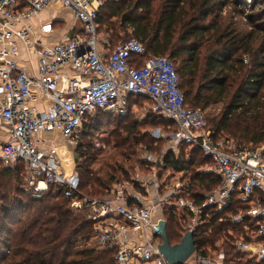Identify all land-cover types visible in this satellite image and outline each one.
Wrapping results in <instances>:
<instances>
[{
	"label": "built area",
	"instance_id": "built-area-1",
	"mask_svg": "<svg viewBox=\"0 0 264 264\" xmlns=\"http://www.w3.org/2000/svg\"><path fill=\"white\" fill-rule=\"evenodd\" d=\"M110 1L118 0H0V165L12 168L22 163L32 196H41L50 184L61 188L70 208L93 221L91 246L112 249L114 264H169L153 231L163 220L154 217L156 207L189 213L191 231L202 212L225 211L236 203L247 207L230 217L239 227L229 231L225 241L247 261L264 260V145L239 148L213 139L203 128L202 110L184 104L170 58L145 56L146 47L138 38H126L104 52L96 36V19ZM54 5L83 27L48 43L43 34L52 32V24L36 25L33 18ZM21 52L34 55V65L30 58L31 67L21 65L17 59ZM133 58H140L141 64H132ZM130 95L145 97L148 112L176 124L168 138L172 146L186 144L210 158V172L220 182L201 202L189 197L187 184L169 188L165 180H156L157 194L150 195L138 175L113 183L106 197L85 195L76 164L64 171L56 148L38 138L59 130L75 156L86 116L97 110L123 114ZM225 259V249L218 243L214 250L195 249L183 264H225Z\"/></svg>",
	"mask_w": 264,
	"mask_h": 264
},
{
	"label": "trees",
	"instance_id": "trees-1",
	"mask_svg": "<svg viewBox=\"0 0 264 264\" xmlns=\"http://www.w3.org/2000/svg\"><path fill=\"white\" fill-rule=\"evenodd\" d=\"M221 2L224 1H110L98 13L96 30L105 21L115 19L114 26L130 28L143 42L145 56H168L177 66L174 65L186 106L204 110L221 103L222 110L211 118L210 128L203 126L213 139L231 138L239 148L261 145L264 144V0L250 2L251 8L258 3L263 7L246 16L248 29H240L225 20L220 15ZM244 4L235 8L242 9ZM131 62L140 65L141 59L133 58ZM137 97L147 102L145 97ZM131 98L136 97H128L123 114L97 110L86 116L80 143L75 148L80 190L85 194L106 197L113 183L127 180L128 171L119 160L131 161L134 143L127 136H132L138 123L120 126L130 113ZM149 117L150 123L167 121L173 125L172 131L177 128L171 120L150 112ZM104 125L115 126L114 139L110 137L104 142L113 151H106L104 157L98 158L90 137ZM185 146L179 145L182 150L178 157L165 154L162 168L191 173L187 183L189 197L199 203L204 195L196 189L204 187L210 192L220 178L200 170L202 164H212L210 158L194 147H189L186 156ZM23 170L22 163L12 168L0 165V264H114L112 249L87 246L94 241L93 221L75 213L70 208V200L56 185L50 184L41 196H32L25 186ZM157 176L159 180L161 173ZM246 207L236 203L225 211L210 209L207 215L202 212L199 223L191 229L195 249L212 247L222 241L225 264H264V260H245L244 255L232 252L223 239L228 230L236 231L239 227L230 217ZM165 219L168 241L176 244L187 231L190 214L168 209Z\"/></svg>",
	"mask_w": 264,
	"mask_h": 264
},
{
	"label": "rangeland",
	"instance_id": "rangeland-1",
	"mask_svg": "<svg viewBox=\"0 0 264 264\" xmlns=\"http://www.w3.org/2000/svg\"><path fill=\"white\" fill-rule=\"evenodd\" d=\"M224 2H221V10L220 15L227 21L233 23L240 29H248L249 25L246 24V16H248L251 13L257 12L260 8L263 7L262 4L258 3L256 6H253L251 8L250 2L252 0H240V2H236L239 0H222ZM240 3H245L244 8H240L236 6H239ZM56 19L54 21L53 30L51 33H53V39L60 40L67 34H70L71 31L74 29H81L83 27V24L79 20H74L68 12L63 10L60 6L56 9ZM45 17L47 14L44 15ZM115 19L107 20L104 24H101L99 28L96 30V36L98 38V42L100 43L101 48L104 52H109L113 49V46L118 43L119 41L129 38V37H135L132 34V31L130 28L122 29L117 25L114 26ZM227 23V22H226ZM175 65V64H174ZM175 67H177L175 65ZM129 115L126 116L124 122L121 124L120 127H122L124 124H131L133 122L138 123L136 126V130L132 134V136H127L131 143H134V146L132 148V153L130 154L131 161L128 159L126 161L119 160V164L123 167L124 170L128 171L127 180H131V178H135L137 175L144 177L145 180V187L146 190H148V193L150 195H153L156 193V191L152 190V184H153V173H156V180L161 181L165 180L168 185L167 187L171 188L175 186V184H187L189 182V177L191 173H185L182 171H166L164 170V157L160 160L162 156H164L167 153H173L175 156H179L181 153V148L178 146H172L170 142L168 141L169 134L173 129V125L169 124V122L165 121H159V123H150L151 118L149 117V112L147 110V102L141 98H131L129 100ZM222 104L221 103H215L209 106L208 108L202 110L204 116H205V128H210V120L211 118L218 115V113L222 110ZM172 125V126H171ZM83 126V125H82ZM118 127V126H117ZM113 128H115L114 125H104L97 134L90 137V140L95 143L94 144V150L96 153V156L98 158L104 157L106 155V151L110 152L113 151L112 149L108 150V147L104 144L106 140H108L110 137L111 139H114V134H112ZM120 138H125V135H119ZM225 136L220 137L219 139L222 140V142L229 141L233 146L235 145L234 140L229 138L226 140L224 138ZM110 140V141H112ZM64 145L67 146L69 149L73 150V146L68 144L65 139H63ZM99 146V150L95 148V146ZM264 145V144H261ZM252 146V145H245V147ZM58 147V146H56ZM253 147V146H252ZM111 148V147H110ZM189 147H184V153L187 156L189 154ZM111 153V152H110ZM191 156V155H190ZM189 156V157H190ZM72 162V161H71ZM75 157L74 160L70 166L69 171L72 169V165L75 166ZM64 163L61 161V167L64 171L65 170ZM203 165V166H202ZM201 169L203 168L205 172H210L211 165L210 163H206V165L202 164ZM199 170V169H197ZM158 173H161V177L158 180ZM154 179V180H155ZM155 180V181H156ZM112 186V185H111ZM136 187H138L136 185ZM139 188V187H138ZM139 190V189H137ZM200 192H202L203 195L207 194L208 191L204 187H198ZM83 194H85L84 191L81 190ZM166 192L165 188L162 189L161 192H158L160 195L162 193ZM157 194V193H156ZM88 195V194H85ZM109 195V193H108ZM145 195V193L143 194ZM163 195V194H162ZM90 196V195H89ZM146 199L148 202H153L151 196H146ZM168 211L167 207H156L154 211V217L156 219H165V214ZM243 211V210H242ZM229 231L233 232L232 230H228L226 232V235H224L223 239H226V236L229 234ZM218 243H222V241H218ZM218 243H215L214 246L209 247L210 249H215L218 247ZM219 249V248H218ZM189 261V259H188Z\"/></svg>",
	"mask_w": 264,
	"mask_h": 264
},
{
	"label": "crops",
	"instance_id": "crops-1",
	"mask_svg": "<svg viewBox=\"0 0 264 264\" xmlns=\"http://www.w3.org/2000/svg\"><path fill=\"white\" fill-rule=\"evenodd\" d=\"M59 7V5H54L53 7L47 9V10H44L42 11L38 16L34 17L33 18V22L36 24V25H39L40 23L43 24V23H51L52 24V27L54 25V21L56 19V8ZM64 10V9H63ZM66 12H68L67 10H65ZM47 14V16L45 17L44 15ZM68 14L71 16V14L68 12ZM72 17V16H71ZM72 32V31H71ZM45 37V41L50 43V42H58L60 40L56 39L54 40L53 39V33H48V34H43ZM23 48L20 47V51H22ZM21 55L19 56L18 59V62L23 65V66H26L27 68L31 67V64L28 63V60L29 58L32 60V64L34 65L35 63V58H34V55H28L26 56L24 52H21L20 53ZM38 138L40 139H43L45 140L46 143H50V145H53L60 158H61V161L65 168V170L68 171V169H70V166L74 160V154H73V150L69 149L67 146H65L63 143V136L61 135V133L59 132V130H56V131H52V132H45V133H42L38 136ZM58 146V147H56ZM42 148V146H41ZM164 156H162L160 158V160L163 158ZM72 161V162H71ZM71 163V164H70ZM142 177V176H141ZM144 178V177H142ZM153 179V178H152ZM155 179V178H154ZM153 179V184H152V190L156 191V179L154 180ZM124 181H128V180H124ZM92 241L88 242L87 246L89 247H94V246H91V243Z\"/></svg>",
	"mask_w": 264,
	"mask_h": 264
},
{
	"label": "water",
	"instance_id": "water-1",
	"mask_svg": "<svg viewBox=\"0 0 264 264\" xmlns=\"http://www.w3.org/2000/svg\"><path fill=\"white\" fill-rule=\"evenodd\" d=\"M154 235L159 236L158 249L169 264H183L194 252L195 245L192 231L187 230L176 244H170L166 235L165 222L159 220L154 227Z\"/></svg>",
	"mask_w": 264,
	"mask_h": 264
}]
</instances>
